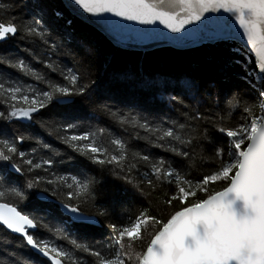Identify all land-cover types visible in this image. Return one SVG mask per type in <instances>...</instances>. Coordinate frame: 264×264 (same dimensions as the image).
Returning <instances> with one entry per match:
<instances>
[{"label":"snow or ice","instance_id":"obj_1","mask_svg":"<svg viewBox=\"0 0 264 264\" xmlns=\"http://www.w3.org/2000/svg\"><path fill=\"white\" fill-rule=\"evenodd\" d=\"M50 6V0H26L23 7L29 11L21 13L13 3H0V43L12 38L38 44L42 53L28 48L22 51L59 77L51 78L15 54L0 55V65L43 85L11 78L0 81V104L6 106V111H0V120L39 123L72 152L150 200L153 193L162 191L159 203L175 210L162 219L150 203L129 214L126 222L109 221V235L103 241L79 243L70 229L95 227L110 215L95 194L100 181L95 176L59 175L56 165L65 161L45 158L38 149L49 150L53 156L61 152L40 139L35 140L37 147L31 152L22 150V145L34 137L20 132L11 139H0L3 172L25 181L23 189L0 190V226L21 238L17 246L30 247L49 264L80 261L64 247L40 238L36 229H46L67 241L93 258L91 264H264V0H63L64 10L53 9L49 14ZM85 14L97 18L90 22L107 23L113 31L124 26L108 20L106 14L140 25L158 23L168 33L178 35L152 29L142 33V38L167 40L178 46L205 39L246 40L243 47L254 55L255 65L222 54L214 62L217 71L227 84L229 69L239 67V72L233 73L234 90L239 94L230 91L226 94L230 98L222 104L196 79L187 78L181 91L170 93L165 101L178 114L176 118H166L165 114L149 119L112 111L104 104V113L134 130L127 138L111 137L106 141L105 135L111 134L105 127L92 125L88 112L97 103L96 81L90 72L76 66L80 61L67 46L76 39L77 26ZM80 44L85 46V41L81 39ZM61 56L72 58L74 66L63 65ZM138 82L150 92L158 89L151 76L140 77ZM169 86L165 81V91ZM210 86L216 87V83ZM240 88L245 91L240 92ZM248 92L254 95L246 96ZM235 111L240 112V118L233 123ZM210 128L226 137L227 143L216 147L212 157L201 155L214 167L197 178H190L174 160L137 150L132 143L144 141L149 148L190 162L197 146L203 153L202 141L212 142ZM73 159L68 157L69 161ZM218 182L223 184L222 189L215 188ZM6 192L20 202L29 201V210L6 201ZM237 200L242 201L240 212L234 208ZM60 209L67 214L62 220L64 227H52L49 212ZM150 228L153 231L149 233Z\"/></svg>","mask_w":264,"mask_h":264},{"label":"trees","instance_id":"obj_2","mask_svg":"<svg viewBox=\"0 0 264 264\" xmlns=\"http://www.w3.org/2000/svg\"><path fill=\"white\" fill-rule=\"evenodd\" d=\"M0 3H13L21 13L29 11V8L23 7L26 0H0ZM49 14L53 9L63 11L61 0H50ZM85 41V46H81L80 40ZM68 48L76 56V60L80 61L79 65L82 72H90L96 81V92L94 100L96 104L89 107L88 112L91 116L90 123L94 126L105 127L107 133L105 140L111 137L127 138L133 133V129L129 126H121L119 122L104 113L101 109L104 104L110 105L112 111H121L130 113L131 115L147 116L149 119H158L166 114L167 117L176 118L177 113L169 107L165 101L170 93L181 91L183 82L187 78L196 79L203 88L212 92L214 98L219 99L221 103L230 98L226 94L231 91L232 95H238L235 91V76L233 73L239 72V67L234 66L229 69L228 75L230 80L227 84L224 83L223 75L217 71L215 61L222 54H227L231 59H239L242 62L247 60L254 67L255 60L247 50L239 43L234 41L220 42L217 44H204L202 46L192 48L190 50H177L173 48L163 49H148L142 52H134L131 50H123L114 46L100 32L80 21L77 26L76 39L67 42ZM239 48V51H233L234 48ZM28 48L30 51L42 53L43 49L36 45L26 44L18 39H12L0 43V55L15 54L28 61L36 70L47 73L53 79H59L55 73L48 72L42 64L34 61L22 49ZM91 49V51H89ZM56 59V57H53ZM63 65L72 67L75 64L72 58L61 56L59 58ZM153 77L158 85V89L150 92L139 84L140 77ZM19 79L21 82L43 87L38 85L29 77H24L22 74L0 65V81L3 79ZM165 81L169 82V87L165 91ZM212 82L216 83V87H211ZM244 92L243 88L239 89ZM254 93L248 92L246 96H253ZM0 111H6V106L0 104ZM45 118H47L45 116ZM240 118V112L235 111L231 120L233 123ZM39 119V117H38ZM181 122L183 119L181 118ZM125 128L128 130L125 131ZM23 132L27 136H32L31 139L22 145V150L31 152L33 147H37L35 140L40 139L43 142L51 144L57 151L61 152L60 156H53V153L46 149H38L39 155L45 158H53L57 162L63 160L64 163H57L55 171L59 175L74 174L79 177L84 175L95 176L100 183L96 186V195L101 206L108 209L110 215L107 219H102L101 224L88 229L71 230L73 238H77L79 243L95 244L97 241H103L108 235L109 230L107 223L126 222L129 214H134L138 210L151 206L158 216L166 219L175 209L161 205L159 199L163 198L162 191L153 193L151 200L149 197L141 195L137 190L126 184L123 180L116 179L108 172L101 170L92 165L85 158L72 152L66 145L49 136L47 132L40 127V124L33 121H4L0 120V139H11L15 134ZM210 137L212 142L208 140L202 141L203 153L200 146L195 149L196 155L192 161H183L178 157L172 156L170 153L160 149L149 148L144 141H132L137 150L150 151L156 156H163L169 160H174L178 167H183L185 172L190 175V178H197L204 172L211 170L214 165L209 161L205 162L200 157H212L216 147L225 145L227 138L221 136L214 129L210 128ZM74 159L69 161L68 157ZM189 163L191 167H188ZM24 178L16 174L7 176L3 172V166H0V185L3 188L17 187L23 189ZM167 187V186H165ZM223 184L217 183L216 189H222ZM174 188V186H173ZM4 199L11 203H16L19 207L29 210V201L20 202L14 194L5 193ZM45 203H55L54 201H46ZM179 207V205H177ZM55 208L59 209V205L55 204ZM89 210V209H86ZM67 217L62 215L61 211L49 212L48 222L52 227H64L63 219ZM153 229H149V233ZM35 233L43 239H48L64 247L65 250L71 252L80 264H91L93 258L83 252L75 250L67 241L53 236L46 229H36ZM145 243L147 242L148 233L145 234ZM20 237L8 233L0 227V264H49L35 255L29 247L17 246ZM66 264H71L66 261Z\"/></svg>","mask_w":264,"mask_h":264},{"label":"water","instance_id":"obj_3","mask_svg":"<svg viewBox=\"0 0 264 264\" xmlns=\"http://www.w3.org/2000/svg\"><path fill=\"white\" fill-rule=\"evenodd\" d=\"M63 4V0H61ZM209 15V14H206ZM216 15V14H211ZM106 17L110 21H116L119 24L123 25L124 27L118 31H113L111 26L107 23H92L90 21L96 20L97 18L88 17L87 14H85V18L81 21L86 23L87 25L91 26L98 32H100L109 42H111L114 46L123 49V50H131L134 52H142L146 51L148 49H163V48H173L177 50H190L192 48H196L199 46H202L204 44H217L220 42H227V41H214V40H199L188 43L186 46H178L177 44L167 41V40H158V39H151V38H142V33H150L152 29H157L160 32L166 33L169 36L172 35H178V34H172L168 33L167 29H164L162 25H159L158 23L155 25H140L134 21H123L118 17H113L111 14H106ZM233 26L236 29H239V26L235 24L233 21ZM209 28H214L213 25H209ZM234 42L239 43L241 46L246 45V40L237 39ZM245 50H247L245 47H243ZM248 51V50H247ZM254 60L255 57L252 55ZM234 208L236 211L240 212L242 211V201H235ZM62 215L67 217L66 213H63V210L60 209ZM2 227V226H0ZM3 228V227H2ZM4 229V228H3ZM10 234L9 230L4 229ZM35 231V230H34ZM15 236H18L17 234H13ZM19 237V236H18ZM190 242V238H188V241ZM30 248V247H29ZM30 250L37 255L42 260L48 262L46 258H43L41 255H39L35 250ZM49 263V262H48Z\"/></svg>","mask_w":264,"mask_h":264}]
</instances>
